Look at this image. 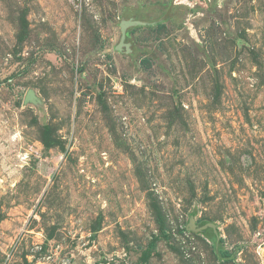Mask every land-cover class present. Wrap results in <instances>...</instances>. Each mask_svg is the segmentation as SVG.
Here are the masks:
<instances>
[{
    "label": "rangeland",
    "instance_id": "obj_1",
    "mask_svg": "<svg viewBox=\"0 0 264 264\" xmlns=\"http://www.w3.org/2000/svg\"><path fill=\"white\" fill-rule=\"evenodd\" d=\"M0 264H264V0H0Z\"/></svg>",
    "mask_w": 264,
    "mask_h": 264
},
{
    "label": "water",
    "instance_id": "obj_2",
    "mask_svg": "<svg viewBox=\"0 0 264 264\" xmlns=\"http://www.w3.org/2000/svg\"><path fill=\"white\" fill-rule=\"evenodd\" d=\"M27 99H28V100L30 99L29 95H28Z\"/></svg>",
    "mask_w": 264,
    "mask_h": 264
}]
</instances>
